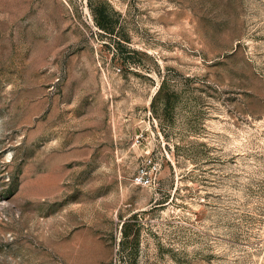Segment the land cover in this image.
I'll return each instance as SVG.
<instances>
[{
	"label": "rangeland",
	"instance_id": "rangeland-1",
	"mask_svg": "<svg viewBox=\"0 0 264 264\" xmlns=\"http://www.w3.org/2000/svg\"><path fill=\"white\" fill-rule=\"evenodd\" d=\"M0 264H264V0H0Z\"/></svg>",
	"mask_w": 264,
	"mask_h": 264
},
{
	"label": "built area",
	"instance_id": "built-area-1",
	"mask_svg": "<svg viewBox=\"0 0 264 264\" xmlns=\"http://www.w3.org/2000/svg\"><path fill=\"white\" fill-rule=\"evenodd\" d=\"M157 170V163L149 157L143 166L139 168L133 176V180L136 184L150 185L153 182L155 172Z\"/></svg>",
	"mask_w": 264,
	"mask_h": 264
}]
</instances>
